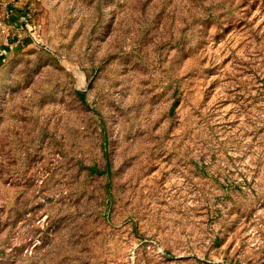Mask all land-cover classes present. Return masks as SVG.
Segmentation results:
<instances>
[{
    "label": "rangeland",
    "instance_id": "374dc122",
    "mask_svg": "<svg viewBox=\"0 0 264 264\" xmlns=\"http://www.w3.org/2000/svg\"><path fill=\"white\" fill-rule=\"evenodd\" d=\"M12 2L0 264H264V0Z\"/></svg>",
    "mask_w": 264,
    "mask_h": 264
},
{
    "label": "built area",
    "instance_id": "2783aa9c",
    "mask_svg": "<svg viewBox=\"0 0 264 264\" xmlns=\"http://www.w3.org/2000/svg\"><path fill=\"white\" fill-rule=\"evenodd\" d=\"M2 16H3V18H2ZM25 18L26 19H29L30 18V14H28V13H25ZM23 16V17H24ZM5 18H6V20H7V22H8V20H9V14H8V12H5L4 14H2L1 12H0V34H2V33H5L6 31H7V22L5 21ZM21 18L19 17V18H17L16 20H15V24H17V21L18 22H21V20H20ZM9 23V22H8Z\"/></svg>",
    "mask_w": 264,
    "mask_h": 264
},
{
    "label": "crops",
    "instance_id": "0c3cea01",
    "mask_svg": "<svg viewBox=\"0 0 264 264\" xmlns=\"http://www.w3.org/2000/svg\"><path fill=\"white\" fill-rule=\"evenodd\" d=\"M5 4H6V7H7L6 10H8L10 12L8 22L15 25V20L17 19L16 15H18V14L16 13V10L14 12V9L12 7H13V5H17L18 3L17 2H12V0H4V5ZM15 8H16V6H15Z\"/></svg>",
    "mask_w": 264,
    "mask_h": 264
},
{
    "label": "trees",
    "instance_id": "16d2710c",
    "mask_svg": "<svg viewBox=\"0 0 264 264\" xmlns=\"http://www.w3.org/2000/svg\"><path fill=\"white\" fill-rule=\"evenodd\" d=\"M79 96L83 97V93H80V92H76ZM90 170L91 171H94V172H100V170H98L97 168H95V166H92L90 167Z\"/></svg>",
    "mask_w": 264,
    "mask_h": 264
}]
</instances>
